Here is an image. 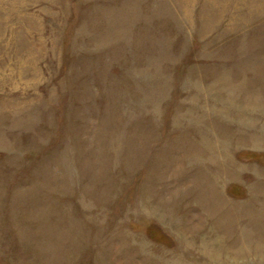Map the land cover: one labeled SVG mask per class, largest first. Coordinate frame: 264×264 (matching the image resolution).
<instances>
[{"label": "rangeland", "instance_id": "374dc122", "mask_svg": "<svg viewBox=\"0 0 264 264\" xmlns=\"http://www.w3.org/2000/svg\"><path fill=\"white\" fill-rule=\"evenodd\" d=\"M0 264H264V0H0Z\"/></svg>", "mask_w": 264, "mask_h": 264}]
</instances>
